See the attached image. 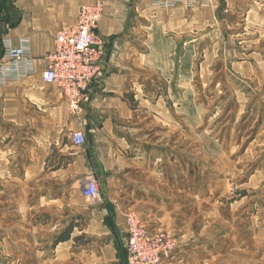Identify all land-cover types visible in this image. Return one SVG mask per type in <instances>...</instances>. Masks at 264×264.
I'll use <instances>...</instances> for the list:
<instances>
[{"label":"crops","instance_id":"1","mask_svg":"<svg viewBox=\"0 0 264 264\" xmlns=\"http://www.w3.org/2000/svg\"><path fill=\"white\" fill-rule=\"evenodd\" d=\"M90 1L0 0V264L119 262L132 209L151 230L181 225L182 208L164 213L177 193L169 192L163 101L169 80L180 84L167 76L169 60L182 52L185 27L198 29L204 14L185 0H102L100 73L73 115L61 89L43 80L44 58L55 49L57 30L74 25ZM223 8L231 11L225 25L245 10L264 35V0H214L203 20L215 21ZM6 43L27 48L30 61L16 67L3 56ZM78 130L86 137L80 146L72 141ZM90 177L98 180V200L78 188ZM180 237L182 245L199 240ZM186 250L164 259L208 262Z\"/></svg>","mask_w":264,"mask_h":264},{"label":"rangeland","instance_id":"2","mask_svg":"<svg viewBox=\"0 0 264 264\" xmlns=\"http://www.w3.org/2000/svg\"><path fill=\"white\" fill-rule=\"evenodd\" d=\"M213 2H185L204 15L198 29L185 27L182 52L169 60L167 76L180 84L169 80L163 101L169 192L177 193L164 213L182 208L181 225L149 229L175 241L164 255L195 248L206 264H264V35L245 10L230 19L231 27L225 8L204 21ZM180 235L199 240L182 245Z\"/></svg>","mask_w":264,"mask_h":264},{"label":"built area","instance_id":"3","mask_svg":"<svg viewBox=\"0 0 264 264\" xmlns=\"http://www.w3.org/2000/svg\"><path fill=\"white\" fill-rule=\"evenodd\" d=\"M185 1L187 4H194L210 0ZM103 13L102 0H91L83 4L76 23L57 30L55 49L44 58L47 68L43 73V80L63 90L72 114L79 112L85 92L100 73L105 44L99 29ZM3 56L16 67L25 66L30 61L27 48L13 47L9 43L4 44ZM0 73H4L1 63ZM72 141L76 146L83 145L86 141L84 131L74 132ZM80 186L84 197L90 200L100 199L96 177L82 181ZM126 232V260L111 264H164V253L175 243L164 232H152L146 221L133 211L126 214Z\"/></svg>","mask_w":264,"mask_h":264},{"label":"trees","instance_id":"4","mask_svg":"<svg viewBox=\"0 0 264 264\" xmlns=\"http://www.w3.org/2000/svg\"><path fill=\"white\" fill-rule=\"evenodd\" d=\"M126 260V250H125V254H124V257L122 258L121 261H125Z\"/></svg>","mask_w":264,"mask_h":264}]
</instances>
